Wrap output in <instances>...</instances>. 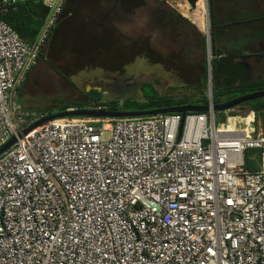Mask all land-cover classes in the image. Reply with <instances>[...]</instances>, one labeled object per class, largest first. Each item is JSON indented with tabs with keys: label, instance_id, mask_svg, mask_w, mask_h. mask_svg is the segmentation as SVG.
I'll use <instances>...</instances> for the list:
<instances>
[{
	"label": "built area",
	"instance_id": "1",
	"mask_svg": "<svg viewBox=\"0 0 264 264\" xmlns=\"http://www.w3.org/2000/svg\"><path fill=\"white\" fill-rule=\"evenodd\" d=\"M25 1L0 0V148L17 138L0 155V264H264L257 114L217 123L209 86L208 112L66 117L25 134L47 116L19 91L68 0H42L32 44L2 19Z\"/></svg>",
	"mask_w": 264,
	"mask_h": 264
},
{
	"label": "rangeland",
	"instance_id": "2",
	"mask_svg": "<svg viewBox=\"0 0 264 264\" xmlns=\"http://www.w3.org/2000/svg\"><path fill=\"white\" fill-rule=\"evenodd\" d=\"M222 1L217 0L219 17H222L223 12ZM196 8L200 11L193 12ZM84 14H87L86 10ZM167 14L174 15L170 24L165 21ZM177 15L188 21L181 30L178 28L180 20ZM207 18L205 0H199L195 7L188 0H152L131 11L121 10L114 17V24L107 29L109 32L101 35L87 23L94 24L92 17L70 19V16H65V21L70 23H65V31L54 35L44 49L43 57L19 91V103L24 110L49 116L58 113L65 103L86 102V93L93 89L103 92L105 99L142 98V82H134L122 92H117L112 84L104 82H101L104 86L100 87L87 85L88 82L82 81L78 72L98 65L111 71L119 70L143 55L168 66H172L174 58L181 63L183 60L184 63L177 66L176 70L184 78L183 86H193L198 80L193 79V74L188 76V71L198 70L201 74L202 64L209 61L207 44L203 39L207 31ZM191 25L198 27L199 32H195ZM135 41L140 44L138 48L133 47ZM116 44L120 47L112 50V45ZM158 83L161 85L156 86L157 90L167 98L183 99L186 94L190 95L186 87L169 88L165 92L163 88L166 83ZM191 94L195 95L194 102L203 96L207 97L209 91L204 95L197 92ZM242 96L245 95H238L237 98ZM243 107L235 111L244 115L248 108Z\"/></svg>",
	"mask_w": 264,
	"mask_h": 264
},
{
	"label": "trees",
	"instance_id": "3",
	"mask_svg": "<svg viewBox=\"0 0 264 264\" xmlns=\"http://www.w3.org/2000/svg\"><path fill=\"white\" fill-rule=\"evenodd\" d=\"M115 1V7L110 9L111 17H117L118 13L123 9L131 11L132 9L143 7L152 0ZM188 1L194 6L198 0ZM234 1L238 3V9L236 10L237 13L231 15L232 12H230L227 15L219 17L217 0H209L212 56L211 75L214 105L231 101L241 94L248 95L254 92L264 91V81L257 83L244 82V68L242 64L236 61L238 58H242L243 55H245L243 54L242 46L246 45L248 42L257 41V39L264 33V13H253L250 6V0ZM68 2L70 3V0H68ZM197 11L200 10H198V8L193 10V12ZM46 17L47 10L43 6L42 0H28L17 4L15 7L8 8L2 16V19L18 34L20 38L32 44L37 40ZM177 17L180 20L178 28L181 30L185 27L188 21L180 15H177ZM173 20V14H167L165 16L166 23L170 24ZM109 27L110 25H108V28ZM191 27L195 32H199V28L195 25H191ZM247 29L253 31L251 37L242 36ZM203 39L206 41V35L203 36ZM139 46L140 44L137 41L133 43L134 48H138ZM119 47V44H116L115 46L112 45V50ZM41 57H43V53L40 55V58ZM183 63L184 61L182 60L181 64ZM208 65V62L202 64L201 74L198 70L188 71V76H192L193 74V79H197L198 81L195 82L193 86H183L190 90V95L186 94L183 99L174 100L167 98L160 94L153 83L146 82L141 86L142 98H129L125 100L105 99L103 92L93 89L86 93V102L65 103L58 112H64L69 109L101 110L107 112H141L176 106H186L190 104L208 105V96H203V98L193 102V97H195V95L191 94L197 92L204 95L208 90ZM241 107H246L248 110L254 111L257 114V118L261 121L264 130V99L245 103L237 108ZM230 115L234 116L237 114L234 112H230L229 114L226 112H216L217 123H225ZM261 158L262 152L259 150H250L246 152V169L251 172L258 171L260 167L257 162Z\"/></svg>",
	"mask_w": 264,
	"mask_h": 264
},
{
	"label": "flooded vegetation",
	"instance_id": "4",
	"mask_svg": "<svg viewBox=\"0 0 264 264\" xmlns=\"http://www.w3.org/2000/svg\"><path fill=\"white\" fill-rule=\"evenodd\" d=\"M241 1V0H240ZM250 6L253 10V13H264V0H250ZM69 22V21H68ZM66 22H59L58 26L56 27L53 36L59 34L60 32L65 31V23ZM70 23V22H69ZM251 31V34H253V31ZM68 32V30L66 31ZM248 32V31H246ZM52 36V38H53ZM243 36V35H242ZM252 36V35H251ZM264 37V33L259 37V39ZM51 38V39H52ZM243 49V57L241 58L244 63V71L245 68L248 72L245 71L244 81L247 83H257V82H263L264 81V72L262 71L261 62L264 63V56H259L260 52H257L259 50L258 48V42L252 41L246 43V45L242 46ZM103 54V53H102ZM147 55H143L141 57H137L132 63L126 64L122 69L111 71L110 68H107L105 66H97L92 69L85 68L78 72V75H81L83 72H89L91 70L95 69H102L105 72H117L119 76L122 78H117L115 80L105 81V80H96V78L93 77H84L80 76V79L83 81L88 82L87 85L92 86H104L101 82H104L106 84H112L115 90L117 92H122L125 90L124 88L130 86L134 82H142L143 84L146 83L149 80H153L151 83H153L155 86H160L158 82L163 81L166 83L165 88H163V91H167L169 88H177L179 86H183V77L177 72L176 68L177 66L181 65V61L179 59H172V66L166 65L164 62H158L153 61L152 59L146 57ZM108 62V61H107ZM132 65H135L134 67ZM128 67H133L132 69H128ZM148 67L158 69L161 68L163 70V73H159L157 76L149 75L150 73L147 71ZM154 78V79H150Z\"/></svg>",
	"mask_w": 264,
	"mask_h": 264
},
{
	"label": "water",
	"instance_id": "5",
	"mask_svg": "<svg viewBox=\"0 0 264 264\" xmlns=\"http://www.w3.org/2000/svg\"><path fill=\"white\" fill-rule=\"evenodd\" d=\"M199 1V0H198ZM197 1V2H198ZM206 1V10L208 13V36H207V53L209 56V65H211V37H210V18H209V0ZM197 2L194 6H196ZM238 63L242 64L244 66L243 60L241 58H238L236 60ZM208 65V66H209ZM133 67L135 65H132ZM262 71L264 72V63L261 62ZM133 67H128V69H132ZM245 67V66H244ZM150 74L157 76L159 73H163V70L161 68L154 69L148 67L147 70ZM245 71L247 69L245 68ZM80 76L84 77H93L96 78V80H105V81H113L117 78H122L119 76L117 72L111 73V72H105L102 69H95L91 70L89 72H83ZM159 76V75H158ZM246 82V81H244ZM247 83V82H246ZM209 86H210V92L211 97L213 99V89H212V77L209 80ZM264 99V91H259L256 93L248 94L236 99H233L231 101L225 102L223 104L214 105L213 110L215 112H228L235 110L237 107H239L242 104L249 103L252 101ZM209 104L208 105H186V106H176V107H170V108H164V109H157V110H148V111H141V112H107V111H101V110H67L64 112H58L54 115L47 116L37 123L33 124L31 127L25 130V134L29 133L33 129L39 127L40 125H43L49 121L60 119V118H66V117H90V118H112V119H119V118H134V117H145V116H154L159 114H174V113H182L186 114L188 112H195V113H204L209 111ZM17 138L13 137L11 138L3 147L0 148V155L6 152L14 143H16Z\"/></svg>",
	"mask_w": 264,
	"mask_h": 264
},
{
	"label": "crops",
	"instance_id": "6",
	"mask_svg": "<svg viewBox=\"0 0 264 264\" xmlns=\"http://www.w3.org/2000/svg\"><path fill=\"white\" fill-rule=\"evenodd\" d=\"M115 3V0H70V3L68 2L65 8L62 18L64 19L65 16H67V18L68 16H70V19L92 17L94 19V24H91L93 22H87L89 23L90 27H92L93 30L98 33L101 32L100 34H105L107 31L109 32V30H107L109 29L107 25L114 24V17H111L110 9H113L115 7ZM221 6V9H223L222 16L227 15L230 12H232L231 15H235V13H237L236 10L238 9V3L234 0H224L221 2ZM85 10L87 11V14H84ZM63 19L62 22H66V19ZM242 35L251 37L252 34L251 31H248ZM256 42H258L259 50L257 52H260L259 56H264V37L261 39L258 38ZM232 112L236 113L237 116H243L235 110ZM247 112H250V110H248ZM257 120L261 122L258 118Z\"/></svg>",
	"mask_w": 264,
	"mask_h": 264
},
{
	"label": "bare ground",
	"instance_id": "7",
	"mask_svg": "<svg viewBox=\"0 0 264 264\" xmlns=\"http://www.w3.org/2000/svg\"><path fill=\"white\" fill-rule=\"evenodd\" d=\"M206 16H207V10H206ZM207 36H208V18H207L206 44H207Z\"/></svg>",
	"mask_w": 264,
	"mask_h": 264
}]
</instances>
